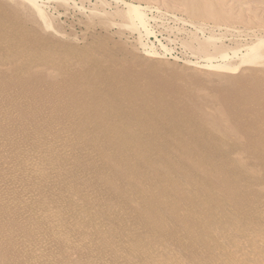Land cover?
Here are the masks:
<instances>
[{
	"label": "bare ground",
	"instance_id": "6f19581e",
	"mask_svg": "<svg viewBox=\"0 0 264 264\" xmlns=\"http://www.w3.org/2000/svg\"><path fill=\"white\" fill-rule=\"evenodd\" d=\"M156 1L261 33L180 63L0 0V264H264V0Z\"/></svg>",
	"mask_w": 264,
	"mask_h": 264
},
{
	"label": "rangeland",
	"instance_id": "374dc122",
	"mask_svg": "<svg viewBox=\"0 0 264 264\" xmlns=\"http://www.w3.org/2000/svg\"><path fill=\"white\" fill-rule=\"evenodd\" d=\"M117 1L118 0H44L46 5H44V9L52 20L55 33L59 32L65 35L67 34V36L79 37L80 40L91 30L97 34H106L109 32L116 39L120 38L129 40L130 42H135L140 38V40H144L141 41L148 46L151 47L153 45L152 48L156 49L160 54L164 53L162 55H165L166 58L169 57L168 59L170 61H175L177 59L180 63L189 59L191 61L203 60V58L200 57V54L187 45V42L193 37L205 39L214 36L217 44L223 45L224 48L231 50L232 48L249 43L255 38L254 36L256 35L254 34L260 32L256 28L249 29L246 26L239 24H234L233 26H225L224 24H221V26H218L212 21H194L181 11L169 9L166 6L159 4L158 1L155 2V0H123V2L126 1L127 3L132 2L136 5L141 4V6L144 7L143 9H145V11H143L146 13L148 19L146 26L148 27L147 29L150 30L146 31V29L143 28L142 30V28H140V32H134L128 28L120 27L122 17L119 15V11H122L125 8L122 0ZM105 17L114 21V23L111 24V28H109L110 30L102 25L93 28L96 21ZM152 17L154 19H152ZM157 17L160 19L158 20ZM236 28L238 30H236ZM254 30L257 31L253 33ZM54 31H52L53 34H55ZM145 32H148L149 34L147 35ZM142 33L144 36H142ZM91 34H89V36Z\"/></svg>",
	"mask_w": 264,
	"mask_h": 264
}]
</instances>
